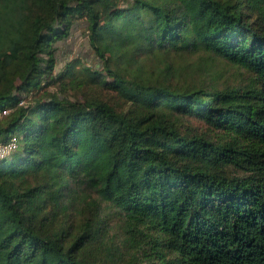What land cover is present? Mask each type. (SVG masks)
Instances as JSON below:
<instances>
[{"label":"trees","instance_id":"trees-1","mask_svg":"<svg viewBox=\"0 0 264 264\" xmlns=\"http://www.w3.org/2000/svg\"><path fill=\"white\" fill-rule=\"evenodd\" d=\"M12 140L0 264H264V0H0Z\"/></svg>","mask_w":264,"mask_h":264},{"label":"rangeland","instance_id":"rangeland-1","mask_svg":"<svg viewBox=\"0 0 264 264\" xmlns=\"http://www.w3.org/2000/svg\"><path fill=\"white\" fill-rule=\"evenodd\" d=\"M84 24H79L71 33L69 39L57 43V59L59 61L57 69L63 66L64 62L74 57H81L88 63L98 66V59L90 51L85 38ZM232 70L231 73L232 74ZM7 155V150L0 144V159ZM10 155L7 156L9 159Z\"/></svg>","mask_w":264,"mask_h":264},{"label":"built area","instance_id":"built-area-1","mask_svg":"<svg viewBox=\"0 0 264 264\" xmlns=\"http://www.w3.org/2000/svg\"><path fill=\"white\" fill-rule=\"evenodd\" d=\"M3 146V148L5 149V150H7V155L11 152V151H13L14 149H15V147H16V143H15V141L14 140H12L8 145H6V146H4V145H2ZM7 155H5V156H7ZM5 156H3V157H5ZM2 157V158H3ZM1 158V159H2Z\"/></svg>","mask_w":264,"mask_h":264}]
</instances>
